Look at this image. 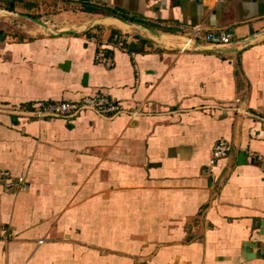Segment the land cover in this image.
Masks as SVG:
<instances>
[{
	"label": "crops",
	"instance_id": "1",
	"mask_svg": "<svg viewBox=\"0 0 264 264\" xmlns=\"http://www.w3.org/2000/svg\"><path fill=\"white\" fill-rule=\"evenodd\" d=\"M54 3L81 9L77 33L0 26V169L27 185L0 183V264H264V39L238 55L171 48L193 25L229 32L220 47L264 29V0L0 10ZM100 46L112 66L95 61ZM96 93L123 112L7 111ZM220 138L229 153L211 165Z\"/></svg>",
	"mask_w": 264,
	"mask_h": 264
},
{
	"label": "built area",
	"instance_id": "2",
	"mask_svg": "<svg viewBox=\"0 0 264 264\" xmlns=\"http://www.w3.org/2000/svg\"><path fill=\"white\" fill-rule=\"evenodd\" d=\"M178 46L180 51H186L187 48H195L203 43L214 46H223L231 42V34L223 28H215L204 30L200 25H193L188 30L181 32L178 35ZM95 61L103 63L110 67L113 65V59L107 54L104 47L100 46L95 53ZM141 108V105L132 112L136 114ZM92 110L97 114L109 117H115L123 112V108L118 100L110 98L107 94L96 93L92 95L82 96L78 100H66L56 102H38L34 111L22 110L28 115L38 117H71L78 115L81 111ZM229 153V143L227 140L218 139L211 150V165L221 158H224ZM0 183L5 186H16L25 190L27 185L22 177H17L14 180L8 170L0 169ZM42 242V240H39Z\"/></svg>",
	"mask_w": 264,
	"mask_h": 264
},
{
	"label": "rangeland",
	"instance_id": "3",
	"mask_svg": "<svg viewBox=\"0 0 264 264\" xmlns=\"http://www.w3.org/2000/svg\"><path fill=\"white\" fill-rule=\"evenodd\" d=\"M80 11L81 9L76 6H68L65 4L58 5L54 3L39 9L37 13H31V15L46 22L50 30H46L41 25H38L29 19L2 13L0 11V26L6 29L12 28V30L13 26H15L17 30H22L21 28L24 26L27 28H37L38 30L50 35V32H53L54 30L56 31L83 26L84 23L82 22L85 20L81 17ZM169 42L170 43L168 44L172 45V41Z\"/></svg>",
	"mask_w": 264,
	"mask_h": 264
},
{
	"label": "water",
	"instance_id": "4",
	"mask_svg": "<svg viewBox=\"0 0 264 264\" xmlns=\"http://www.w3.org/2000/svg\"><path fill=\"white\" fill-rule=\"evenodd\" d=\"M2 13H7L10 15H14V16H18V17H22V18H26L29 19L35 23H37L38 25H41L43 28H45L46 30H50L49 26L46 24V22L42 21L41 19L30 15V14H26V13H18V12H9L7 10H0ZM119 21L129 25L132 28H136L138 30H143L146 31L148 33L153 34L154 36H156L158 38V40H162L159 42H157L160 46L164 47L163 45H169L167 44L163 39L164 37H162L163 35L148 27V26H144V25H139L135 22H131L128 21L126 19H122V18H118ZM81 27V26H79ZM79 27H74V28H67V29H62V30H54L53 32H50V35L52 36H60V35H64V34H73V33H77L79 31ZM264 39V29L258 30L256 32H254L253 34L245 37V38H241L235 41H232L231 45L226 46V47H220V46H210V47H205L203 45H198L195 48H187L186 51H191V52H197V53H232V54H240L243 50L251 47L252 45H254L255 43H257L258 41ZM162 44V45H161ZM171 48H175V50H181L179 46L173 47L171 46ZM8 112H17V113H23L26 114L23 111H16V110H7ZM248 242H245L244 245L248 246L247 244Z\"/></svg>",
	"mask_w": 264,
	"mask_h": 264
},
{
	"label": "trees",
	"instance_id": "5",
	"mask_svg": "<svg viewBox=\"0 0 264 264\" xmlns=\"http://www.w3.org/2000/svg\"><path fill=\"white\" fill-rule=\"evenodd\" d=\"M9 10H11V9H9ZM141 40L144 41V42L146 41L145 39H141Z\"/></svg>",
	"mask_w": 264,
	"mask_h": 264
}]
</instances>
